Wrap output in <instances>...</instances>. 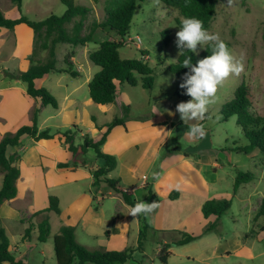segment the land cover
<instances>
[{
	"label": "crops",
	"instance_id": "1",
	"mask_svg": "<svg viewBox=\"0 0 264 264\" xmlns=\"http://www.w3.org/2000/svg\"><path fill=\"white\" fill-rule=\"evenodd\" d=\"M8 43L12 45L10 54L6 52ZM33 46L34 31L28 25L19 24L14 29L0 28V134L15 131L19 126L28 124H20L19 121L15 127L9 129L5 116L30 115L32 122L34 108L39 107L40 114L47 109V105H43L40 99H34L27 94L26 83L6 75L7 71L28 69ZM75 57L72 59L74 64H76ZM78 66L77 71L81 75L83 67ZM51 74L37 80V87H43L44 80L46 79L47 82ZM79 75L76 77L69 75L74 80L63 86V94L60 95L62 99L46 84V88L58 100V107H54L56 113L50 112L48 116V119H57V123H50L52 125L47 127L54 126L56 128L54 131L66 128L67 131L74 125L78 128L79 124H84L88 127V133L81 132V135L86 134L84 137L93 140L100 139L106 133V140L101 146L102 151L117 158L116 168L108 176L119 178V187L132 193L136 202L145 201L146 185L151 186L154 194L159 197V207L147 216L140 215L134 218L128 214L133 206L126 203L121 192L112 189L106 183L94 185L93 171L103 166L105 161L98 157L93 148L83 149L82 143L76 145V153L72 152L61 133L51 139L35 140L28 134L21 137L16 146V151L21 157L17 197L21 196L23 191L34 189L36 174L39 171L46 185V209L50 205V196L54 195L59 199L61 210L60 213L49 212L51 234L47 241H40L42 244L51 240L54 245L53 237L59 233L61 227L73 226L77 241L90 249L122 251L134 248L132 257L124 264H151L153 253L160 259L162 246L172 242L173 239L168 237L170 233L174 236L179 232L194 233L192 224L195 219L199 220L202 217L212 222L210 216L204 215L203 205L209 199H221L216 198L219 191L217 185L222 177L221 174L226 170V164L221 163L218 156L215 158L218 150L214 148L209 131L204 128L203 137L192 138L187 135L190 124H176L175 120L180 116L176 112V105L189 99L183 100L176 93L174 97L149 96L148 104L151 105L150 102L153 104L150 108H146L147 111L136 114L133 113V108L138 106L133 96L135 90H126L125 87L120 90L118 85V94L114 102L95 103L90 97L89 90L85 92L82 88L83 84L76 82ZM93 76L90 74L86 79L88 89ZM134 87L138 89L139 86ZM142 88L146 89L143 86ZM116 116L123 118L124 122L108 130V124ZM47 127L40 126L42 129ZM222 150L230 153L234 151L231 148ZM61 163L71 165L61 167ZM238 170L241 169H237L234 179ZM20 181H22L21 185ZM2 182L3 175L0 176V188ZM54 188L58 191L52 194ZM174 191L177 193L172 197ZM34 213L22 217L21 221L29 217L22 223L32 222L33 229H36L40 217L30 219ZM146 223L151 225L148 229L150 234L147 230V239L149 235L150 238L154 237L148 242L145 238L143 249L140 250L138 246ZM199 223L196 227L200 225ZM206 226L201 233L200 231L197 233L200 235L198 239L183 245H172L169 248L172 255L168 259V264L180 248H188L197 240H204L208 246H211L212 256H230L243 248L241 235L212 236L211 233L217 231L206 232ZM24 228L25 234L27 227ZM24 234L22 242L32 246L31 237L24 238ZM146 244L151 247H145ZM14 250L19 249L15 247ZM31 250L32 248L29 247L25 252L19 253V257L15 255L16 260L30 264ZM29 251L30 253H27ZM41 254L42 258L45 257L43 249ZM39 260V264H48L47 260L40 258Z\"/></svg>",
	"mask_w": 264,
	"mask_h": 264
},
{
	"label": "rangeland",
	"instance_id": "2",
	"mask_svg": "<svg viewBox=\"0 0 264 264\" xmlns=\"http://www.w3.org/2000/svg\"><path fill=\"white\" fill-rule=\"evenodd\" d=\"M76 1L91 9L87 24H90L93 20H104L106 15L104 9L105 0ZM0 9L10 18H18L21 15H25L32 20H42L51 14H64L67 6L61 0H22V5L19 8L12 0H0ZM178 18L182 20L184 17L177 9L169 8L157 0H145L134 15L130 33L125 37V44L120 48V54L124 58L139 59L142 58L141 51L146 50L148 55L145 59L149 61L153 69L154 83L152 88H146V91L143 90L141 84L138 85V89H134L136 87L128 84H119L120 90L123 87L127 88L126 90H135L133 91L135 92L133 96L138 106L133 108V113H143L150 108L153 102H150L151 105L148 104L147 100L150 99L149 96L171 95V97H174L175 93L177 94L178 77L170 68L177 61L181 53V50L176 45V34L181 27ZM166 29L170 31L169 44H166L163 37ZM208 31L219 33L221 38L229 43V48L235 59L243 62L244 71L238 76L230 75L218 86L217 92L212 98V102L209 104L208 111L203 120L187 121V123L180 120L181 118L178 116L175 121L177 125L190 124V127L194 123L201 124L203 121L202 125L210 132L215 150H220L221 154L217 151L218 155L215 158L218 156L220 162L226 164V170L221 174L222 177L217 185L219 191L216 198L231 200V205L229 210L222 215L221 226L215 230L217 233L213 232L211 234H213L212 236L217 234L216 236L223 237H233L236 234L241 235L244 246L238 253L231 254L230 256H212L211 246H208L204 240H197L191 243L188 248H180L169 264H264V216L257 219L258 208L264 197V154L258 149H255L250 154L238 151L230 153L222 150L223 148L230 149L235 141L239 145L247 143V138L242 128L237 124V117L231 116L224 120L222 115V107L227 101L234 98L235 91L242 81L245 80L251 87V110L264 114V0H217L216 13ZM111 36L114 37L115 34L112 33ZM137 36H140L142 39L141 48L137 47L134 41ZM106 37H108L106 34L98 32L95 40L86 45L77 47L62 43L57 45L56 53L59 67H65V58L68 52L76 50V64L73 67L75 70H78V65L83 67V71L76 79V82L83 84L82 88L85 92L89 90L86 82L88 76L90 74L95 75L100 70V66L90 59L89 54L91 51L97 49L100 41ZM203 49L198 46V53ZM11 51L12 45L8 43L6 52L10 54ZM33 54L35 59L43 60L48 56V51L36 50L34 43L31 56ZM72 80L74 79L67 74L52 73L47 82L46 79L44 80L43 87H46V84L49 85L62 99L60 95L61 93L63 94V86L67 82H72ZM46 108L40 114L39 126L44 125V127H47L48 125H52L50 123H57V119H48L50 112L56 113L54 107L47 105ZM5 117L6 123L10 126L9 129L15 127L19 121H21L20 124L31 123L30 115H7ZM52 127L51 129H56L54 126ZM61 131L66 132V128H61ZM81 132L88 133V127L84 124H79L75 130L74 143L77 146L80 143L83 144L85 139L84 136L86 134L81 135ZM80 152H82V149ZM210 157H212V154ZM237 169L251 172L254 174L255 179L241 186L238 193L234 194L235 179L233 176ZM1 175L3 174L0 171ZM21 184L22 181H20ZM56 191L58 189L54 188L51 193L53 194ZM23 192L14 201L4 203L0 207V227L6 229L12 252L17 257H19V253L25 252L30 247L32 248L30 264H39V258L47 260L48 264H56L54 245L51 240L46 244H42L39 241L38 228L30 232L32 246L22 242L24 227H28L32 222L30 224L22 223L23 220H28L29 217L23 218L22 221L21 218L27 214L34 213V211L45 210L47 207L46 185L39 171L36 174L34 189L32 188V190ZM30 217L32 219V217L37 216L32 215ZM210 217V221H215L217 215L213 214ZM208 222L205 217L199 220L195 219L192 224L194 233L196 232L197 234L199 231L201 233ZM35 223L37 222L35 221ZM54 223L56 224V220H54ZM198 223L200 225L196 227ZM148 234H150V230H148ZM148 234H146V239ZM156 235L160 236V234ZM153 237L150 238L149 235L147 242L152 240ZM168 237L169 239H173L177 235L174 236L170 233ZM148 244L145 247H151ZM15 247L19 250H14ZM42 249L45 253V257L43 258L41 257ZM27 253H30V251ZM150 263L163 264L154 253Z\"/></svg>",
	"mask_w": 264,
	"mask_h": 264
},
{
	"label": "trees",
	"instance_id": "3",
	"mask_svg": "<svg viewBox=\"0 0 264 264\" xmlns=\"http://www.w3.org/2000/svg\"><path fill=\"white\" fill-rule=\"evenodd\" d=\"M67 9L64 14H51L42 20H32L25 15L18 18L7 17L0 9V28L14 29L19 24H26L34 31V43L36 50H47L48 56L43 60L35 59L34 54L29 57L30 65L27 70H19L14 72H6V75L12 79H18L27 84V94L34 98L40 99L43 105H52L58 107V100L46 87H37L36 81L42 79L50 73H68L76 77L79 71L75 70L73 65V57L76 50L68 52L65 67H59L57 61L56 48L57 45L69 44L72 47L86 45L95 40L96 34L102 32L106 34L105 39L101 40L99 47L90 52V59L100 66V70L93 76L89 82V94L95 103L108 104L116 100L118 94V85L128 84L130 86H138L141 84L144 88H152L154 83L153 69L149 61L145 59L148 53L142 50V58H124L120 54V48L125 44V37L130 33L131 24L134 15L141 3L145 0H105L104 9L105 18L102 21L93 20L87 24V19L91 9L83 4L77 3L76 0H61ZM165 4L169 8L177 9L180 14L185 17H197L204 23V27L209 30L216 13L217 0H157ZM19 8L22 0H12ZM178 18V22L181 25ZM114 33L115 36H111ZM164 40L166 44L170 43V31H164ZM264 39V32H263ZM228 46L229 43L225 41ZM200 53H180L177 61L171 66V71L178 77V96L183 99H190L186 95V90L179 85L184 74L189 68L183 66V59L187 55L192 56V62L209 55L211 47L205 46ZM252 107V91L249 84L244 80L235 91L233 99L227 101L222 107V115L224 120L228 117L236 116L237 124L242 128L247 143L239 145L236 141L231 149L246 154L252 153L258 149L264 154V114L254 112ZM40 108L33 110L32 122L23 124L15 131H9L0 134V171L3 174V182L0 188V207L6 202L15 199L18 196V179L21 175L19 166L20 154L16 151V146L23 135H30L35 140L51 139L56 134L61 133L68 143V148L76 153L77 147L74 144L75 130L61 132L53 129L40 128L39 126ZM123 118H114L108 124V130L113 126L123 123ZM106 133L98 140L85 137L82 144L83 149L93 148L99 158L105 161L103 166L93 171L94 185L106 183L112 189L121 192L127 204L134 206L136 199L129 191L122 190L119 187V178L109 177L117 165V158L114 155L102 151L101 146L106 140ZM70 163H61L60 166H69ZM75 166V164H73ZM255 179L254 174L249 171L238 170L233 193L237 194L240 187ZM147 195L145 201H159V197L154 194L152 187L146 185ZM177 192L174 191L171 196ZM231 200L227 199H209L203 205V213L206 217L217 215L215 221L209 222L205 228L206 232L214 231L221 226L222 215L229 210ZM60 213L59 199L57 196H50V205L47 209L35 212L34 216H39L38 229L39 241L45 242L50 238L51 225L49 212ZM258 218L264 216V197L258 208ZM25 221V220H23ZM151 227L146 223L142 238L138 249H143V241L146 237L147 230ZM34 228L31 223L25 231L24 238L30 237V232ZM200 235L189 232H179L172 242L162 246L160 251V261L168 264V259L172 255L169 249L172 245H183L198 239ZM54 251L57 259L56 264H124L128 261L134 252V248H127L122 251L107 250L104 248L90 249L80 244L76 239L75 228L73 226L64 225L59 233L53 237ZM24 264L20 260H16L15 254L11 251V243L8 233L4 227H0V264Z\"/></svg>",
	"mask_w": 264,
	"mask_h": 264
},
{
	"label": "clouds",
	"instance_id": "4",
	"mask_svg": "<svg viewBox=\"0 0 264 264\" xmlns=\"http://www.w3.org/2000/svg\"><path fill=\"white\" fill-rule=\"evenodd\" d=\"M180 26L176 34V45L181 53H198V46L211 47V53L197 60L196 63L192 62L191 55H187L182 62L189 71L184 74L179 86L186 90L185 94L190 96V99L178 103L176 112L180 114L183 122L200 121L205 118L218 86L230 75L238 76L243 72L244 64L235 59L220 34L209 32L201 19L185 17ZM170 114L174 113L170 112ZM204 134L205 129L200 123L192 124L187 131V135L192 138H201ZM157 207H159L157 201L138 200L128 214L134 218L140 215L147 216Z\"/></svg>",
	"mask_w": 264,
	"mask_h": 264
},
{
	"label": "built area",
	"instance_id": "5",
	"mask_svg": "<svg viewBox=\"0 0 264 264\" xmlns=\"http://www.w3.org/2000/svg\"><path fill=\"white\" fill-rule=\"evenodd\" d=\"M135 43L137 44V47L141 48L142 47V39L140 36H137L136 39L134 40ZM128 191V190H125Z\"/></svg>",
	"mask_w": 264,
	"mask_h": 264
}]
</instances>
